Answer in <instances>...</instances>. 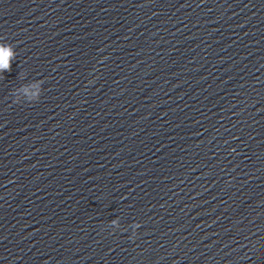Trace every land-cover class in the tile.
<instances>
[{
    "label": "clouds",
    "instance_id": "obj_1",
    "mask_svg": "<svg viewBox=\"0 0 264 264\" xmlns=\"http://www.w3.org/2000/svg\"><path fill=\"white\" fill-rule=\"evenodd\" d=\"M9 53L4 51L0 53V72H9L11 71V65L8 60Z\"/></svg>",
    "mask_w": 264,
    "mask_h": 264
}]
</instances>
